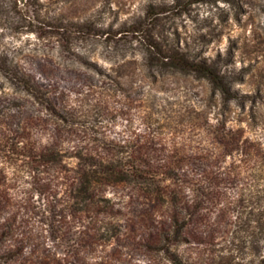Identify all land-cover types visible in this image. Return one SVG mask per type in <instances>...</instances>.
Wrapping results in <instances>:
<instances>
[{
  "label": "rangeland",
  "instance_id": "374dc122",
  "mask_svg": "<svg viewBox=\"0 0 264 264\" xmlns=\"http://www.w3.org/2000/svg\"><path fill=\"white\" fill-rule=\"evenodd\" d=\"M149 1L0 0V59L41 89L0 72V264H260L230 230L264 159V0L154 19ZM86 19L125 30L50 26ZM155 44L215 62L228 92ZM85 162L119 164L123 182L77 205Z\"/></svg>",
  "mask_w": 264,
  "mask_h": 264
},
{
  "label": "trees",
  "instance_id": "16d2710c",
  "mask_svg": "<svg viewBox=\"0 0 264 264\" xmlns=\"http://www.w3.org/2000/svg\"><path fill=\"white\" fill-rule=\"evenodd\" d=\"M208 0H150L146 9L145 15L147 18H157L163 14L182 11L188 4L195 2H207ZM132 23V22H131ZM126 23H122L119 27L98 26L91 19H86L83 22L69 23L62 20L58 25L50 24L62 31L82 32L87 35L101 34L106 37L114 34L118 36L125 30ZM132 25V24H131ZM156 54L163 60L164 63L171 66L173 69L196 74L199 77L208 79L217 89L228 92L225 85V76L217 67L216 63L201 57L193 56L187 49L179 45H164L155 44ZM0 72L7 78H10L14 84L22 86L29 94L38 97L41 93L40 87L33 81L32 77L15 65H8L5 60L0 59ZM80 160L83 155H77ZM116 161V160H115ZM41 162V161H40ZM82 171L79 175L80 185L76 187L72 193V198L75 204H84L88 198V194L93 190V183L99 186L100 183L119 184L123 182L120 179L119 164L98 163L92 164L85 162V167H81ZM257 172L252 175V188L249 192L241 190L238 197L234 200L232 211L234 221L232 222L230 237L231 240L237 241L260 258V264H264V256L262 257V243H264V207L260 203L264 197V187L261 185V180L264 179V159L257 163ZM95 186V185H94ZM90 206V205H89ZM86 209H81L87 212ZM90 209V208H88ZM175 218L178 221L180 214L176 213ZM174 264H184L181 260L172 258Z\"/></svg>",
  "mask_w": 264,
  "mask_h": 264
}]
</instances>
